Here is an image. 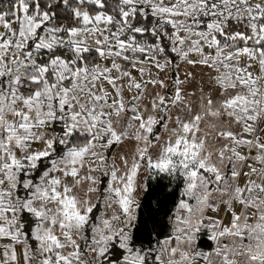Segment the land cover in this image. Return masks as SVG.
<instances>
[{"label": "snow or ice", "instance_id": "6c2138e0", "mask_svg": "<svg viewBox=\"0 0 264 264\" xmlns=\"http://www.w3.org/2000/svg\"><path fill=\"white\" fill-rule=\"evenodd\" d=\"M0 264H264V0H0Z\"/></svg>", "mask_w": 264, "mask_h": 264}]
</instances>
